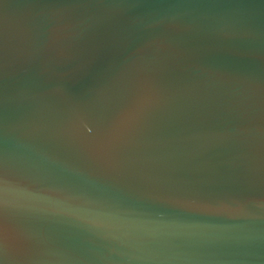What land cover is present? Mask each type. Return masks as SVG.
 <instances>
[{"label":"water","instance_id":"95a60500","mask_svg":"<svg viewBox=\"0 0 264 264\" xmlns=\"http://www.w3.org/2000/svg\"><path fill=\"white\" fill-rule=\"evenodd\" d=\"M0 264H264V0H0Z\"/></svg>","mask_w":264,"mask_h":264}]
</instances>
